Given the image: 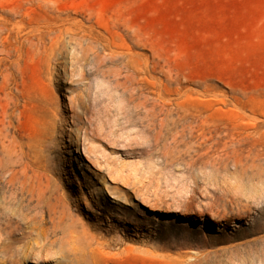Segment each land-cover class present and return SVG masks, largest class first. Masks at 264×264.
<instances>
[{
  "label": "rangeland",
  "instance_id": "374dc122",
  "mask_svg": "<svg viewBox=\"0 0 264 264\" xmlns=\"http://www.w3.org/2000/svg\"><path fill=\"white\" fill-rule=\"evenodd\" d=\"M0 23V83L17 64L23 94L5 101L14 77L1 89L4 122L40 171L9 182L0 164V264H100L102 242L161 260L188 251L203 254L197 264H264V159L214 162L201 147L204 128L264 131V0H0ZM75 23L111 33L67 35V72L50 73L59 66L32 51L33 29Z\"/></svg>",
  "mask_w": 264,
  "mask_h": 264
},
{
  "label": "bare ground",
  "instance_id": "6f19581e",
  "mask_svg": "<svg viewBox=\"0 0 264 264\" xmlns=\"http://www.w3.org/2000/svg\"><path fill=\"white\" fill-rule=\"evenodd\" d=\"M53 10H54L55 13H58V15H56V17H58V18L63 17L62 16L63 15L62 12L58 11L55 8H53ZM75 10H76V8H75ZM85 20L89 21V22L92 21L91 18H86ZM97 28H99V30H100V31H98V33H100V32L108 33V34L111 33V27L109 25L99 26L98 27V26L93 24V25H90L89 28L85 27L82 24L80 25V24H77V23L72 24L71 26H65V25H57V26H55L53 24H48V25L44 26V28H42L41 26H37V27L34 28L35 30L33 29L34 32H37V33H35V36L37 37V40L36 41L35 40L30 41V47L33 49L32 51L35 52L37 57L41 61H43L45 64L47 63V64L50 65L52 63H55V65L59 66V69H57V68L52 69L49 66L50 67L49 68L50 73H56L57 70L59 71V73H61V71L63 69L64 73L66 74V72H67L66 64H65V61L61 59L62 58L61 56L64 54L63 53V48H64V45H65L66 36L69 35L70 38H73L74 36L82 33V37H84V38L98 40V37L95 34V30H97ZM3 43H5V42H3ZM112 45H113V42H112ZM111 51H112L113 54L119 53L116 49H111ZM29 54H28V56H29ZM17 57H18L17 60L20 59V55H18ZM17 62H20V61L18 60ZM18 64H20V63H18ZM16 65L15 64L13 65V67L16 68V71H14L13 73H10L9 75L5 74L6 76H3L2 82L0 83V92H1V89H3V91H4L5 87H7V86L9 87L10 84L12 82H14L13 81V77H14V80H15L14 84L16 85L15 86V92H14V90H12L11 96L5 98V101L7 102V104H9V100L14 99L15 97H16V99H20V97L23 96V94H22L21 90L19 89V87L17 85V82H16L17 81L16 74L18 75V73H19V75H20L21 71L19 72V69H21V68L16 67ZM17 66H19V65H17ZM44 66H46V65H44ZM132 72L135 73L136 70L132 69ZM22 73H23V70H22ZM18 80H20V79H18ZM4 93H5L6 96H8L10 94V93L8 94L6 92H4ZM0 94H3V93H0ZM162 98H163L162 93L158 94L156 103L158 105H160V106L162 105V102H163ZM69 105H70L71 110H72L71 117L74 118V120H73V123H74L73 129H74V131H77V130L80 131L82 129V128H80V121H79L81 116H80V114L78 112L79 104L76 101L75 97H71L69 99ZM0 107L2 108V111H1L2 112V116H1L2 118L0 120V164L4 167V169L10 170V174L8 173L9 177L7 176L8 177L7 181L12 182L13 180H15L20 175H23V177L25 179H28L29 177L35 178V177H37V176H35L37 174L39 176L40 175V171L38 169L36 170L34 168V166H33L35 164L32 163L31 160L27 159L28 158V153L26 154L24 146L20 145V147L18 148V145L16 143L17 141L15 139V135L17 134L18 128L16 126H13V122H4V119L6 118V115H8L9 112H8V105L4 104L1 98H0ZM162 110H163V108H162ZM17 116H18V114H17ZM227 128L228 129L225 131V135H224V137H226V138H222L221 134L223 132H218L217 131V134H215V133L212 132V130H210L209 132H206L205 128L203 129L204 130L203 131L204 138H203V141L201 143V145H202L201 147L204 149L203 150L204 152H202L203 156H205V155L209 156L210 159L209 158L208 159L210 161H214V162H218V161H216L218 159H220V161H222V162L228 161L230 159H234L235 164L241 163L244 159H249V158L253 159V160H256V162L258 160L261 161V160L264 159V131H261L259 129H254V130L249 131L247 133L244 130H241V127L238 126V125L235 126L234 128H232V127L231 128L227 127ZM250 129H252V128H250ZM245 130H247V129H245ZM10 133H12V138L13 139L9 140L8 143H7L8 136H9ZM208 134H210V135H208ZM2 153L3 154L7 153V155L10 157L6 164H3V155H2ZM216 154H217V157H215ZM30 171H32V174H30ZM38 171H39V173H38ZM116 172L119 174V176H123V178H124V175H123L124 171L123 170H119V172L118 171H116ZM115 176H116V174H115ZM119 176H117V177H119ZM128 178L127 177L124 178L126 180H124L123 182L124 183H128L127 182ZM48 192H50L49 184L46 185L45 189H40V195L41 196L46 195ZM57 199L66 200L65 196L63 194H61V193L59 194V196H57ZM68 205L70 206L71 204L68 203ZM77 209L78 210L80 209L79 205H77ZM234 210H235V208H234ZM234 210H233V212H234ZM206 211H208V209ZM74 217H75V221L79 225H81L82 233L86 234L88 231H87V229H84V223H83L82 219H80L78 216H74ZM213 217H215V216L213 215ZM49 224H50V222H49ZM81 231L78 230V229L75 230V232H81ZM43 232L46 233V230H43ZM23 238H24V236L18 237L19 240H21ZM94 238L95 237L92 236V239H94ZM157 238H159V236H157ZM159 239H162V237H160ZM69 240H71V239H69ZM174 241L176 242V245H180V246L181 245L185 246L186 243H187L186 241L181 242V243L177 242L176 240H174ZM116 243L122 244L123 243V239H117ZM43 244H45V243H43ZM111 246L112 245L110 243H103V242L99 243L97 245V249L100 250V264H148V262H150V264H153L155 262H157L158 264H197L198 261H200L203 258V254H198V253L197 254L196 253L192 254V253H189L188 251H180V253L178 254V256L176 258L166 259V258L163 257L162 260H161V259H159V255H157V254H153V253L150 254L148 252H147V256L146 255H141V254H134V253H132L134 251H131L129 248H125V247L119 246L117 249H115V247L112 248ZM35 254L38 255L37 252ZM29 255H30V253L25 254L24 258L29 257ZM20 261H21V257H10L9 256V257H6V259L4 260V262L2 264H20Z\"/></svg>",
  "mask_w": 264,
  "mask_h": 264
}]
</instances>
